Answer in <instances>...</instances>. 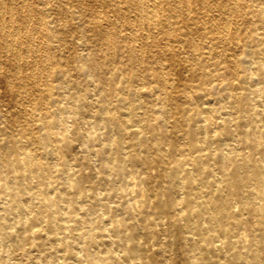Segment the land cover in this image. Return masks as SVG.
<instances>
[{"label": "bare ground", "instance_id": "obj_1", "mask_svg": "<svg viewBox=\"0 0 264 264\" xmlns=\"http://www.w3.org/2000/svg\"><path fill=\"white\" fill-rule=\"evenodd\" d=\"M0 264H264V0H0Z\"/></svg>", "mask_w": 264, "mask_h": 264}]
</instances>
